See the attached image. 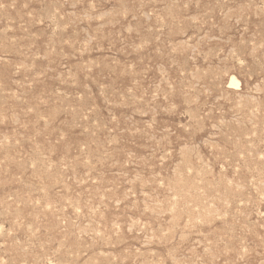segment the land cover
<instances>
[{
	"label": "rangeland",
	"instance_id": "1",
	"mask_svg": "<svg viewBox=\"0 0 264 264\" xmlns=\"http://www.w3.org/2000/svg\"><path fill=\"white\" fill-rule=\"evenodd\" d=\"M0 264H264V0H0Z\"/></svg>",
	"mask_w": 264,
	"mask_h": 264
},
{
	"label": "bare ground",
	"instance_id": "2",
	"mask_svg": "<svg viewBox=\"0 0 264 264\" xmlns=\"http://www.w3.org/2000/svg\"><path fill=\"white\" fill-rule=\"evenodd\" d=\"M231 85H234V86H237V87H239V82L238 81H236L235 79H232V81H231ZM238 94V93H237ZM251 96V95H250ZM250 151V150H249ZM186 158V157H185ZM188 160V159H187ZM184 161V160H183ZM182 162V161H181ZM189 162H187V164H188ZM185 165H186V163H185ZM191 165V164H190ZM188 166V165H187ZM185 168V167H184ZM183 168V169H184ZM185 170H187V167H186V169ZM191 172V171H190ZM185 173V172H184ZM188 174V173H187ZM185 175V174H184ZM190 175V174H189ZM191 176V175H190ZM180 181H182L181 179H180ZM231 183V182H230ZM200 184V183H199ZM177 185H178V183H177ZM195 185H196V183H195ZM175 187H176V185H175ZM180 187V186H179ZM199 187V186H198ZM227 187V186H226ZM238 187V186H237ZM182 189V188H181ZM178 190V189H177ZM180 190V189H179ZM227 190V189H226ZM181 191V190H180ZM185 191V190H184ZM194 191V190H193ZM230 192V191H229ZM195 193V192H194ZM181 195V194H180ZM183 195V194H182ZM186 195V194H185ZM184 196V195H183ZM191 196V195H190ZM189 197V196H188ZM195 197V196H194ZM197 197V196H196ZM184 198V197H183ZM186 200H189L188 198L186 199ZM190 201V200H189ZM185 204H186V201H185ZM188 204V203H187ZM203 205V204H202ZM211 205V204H210ZM188 206V205H187ZM186 206V207H187ZM206 208V207H205ZM210 209H211V207H209ZM187 209V208H186ZM186 212V211H185ZM190 214V213H189ZM204 216V215H203ZM191 220V219H190Z\"/></svg>",
	"mask_w": 264,
	"mask_h": 264
}]
</instances>
